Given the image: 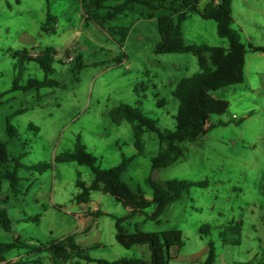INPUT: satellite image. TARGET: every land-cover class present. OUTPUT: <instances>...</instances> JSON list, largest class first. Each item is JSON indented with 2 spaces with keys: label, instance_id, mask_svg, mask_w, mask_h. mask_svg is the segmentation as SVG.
<instances>
[{
  "label": "rangeland",
  "instance_id": "374dc122",
  "mask_svg": "<svg viewBox=\"0 0 264 264\" xmlns=\"http://www.w3.org/2000/svg\"><path fill=\"white\" fill-rule=\"evenodd\" d=\"M19 1L0 2V91H8L16 76L14 66L19 57L14 58L12 53L27 50L32 56L48 46L57 51L52 62L54 73L49 78L59 84L9 92L0 104V140L7 142L12 156L21 157L24 164L50 163L53 168L43 173L19 168L21 181L16 198L9 182L3 180L0 197L10 198L6 202L1 199L0 208L7 210L14 226L12 232H7L0 225V242L14 241L15 235H20L22 242L36 247L81 230L82 224L75 217L79 213L77 182H91L92 170L76 162L54 161L56 155L71 152L81 144L98 158L103 168L117 166L124 157L132 158L122 178L133 189H140L148 200L153 198L149 179L161 183L171 179L208 181L207 187L192 186L170 204L160 222L147 217L155 210V204L125 222L129 233L137 228L147 232L180 229L184 245L178 251L171 248L169 264H199L207 256L210 241L215 245L214 264L264 261V53L248 48L247 80L213 92L230 102L227 111L212 115L215 126L198 140L178 143L183 151L178 161L154 169L152 158L166 147L161 146L157 133L145 132L141 153L136 147L132 123L116 125L109 112L120 104L137 106L156 119L163 130H175L179 101L173 91L182 78L201 71L196 56L156 54L154 48L161 39L156 18L142 20L134 26L131 36L118 44V37L111 38L107 26L102 29L85 20L82 0ZM208 1L201 0L200 8ZM137 7L147 11L142 5ZM89 11L94 8L89 7ZM232 13V26L239 30L242 42L247 46L264 45V0H234ZM48 14L56 22L52 20L50 31L44 32L42 26ZM129 15L118 16L109 27L117 26L116 22L130 23L135 14ZM181 26L187 43L229 46L228 40L218 35L215 20L189 13ZM80 53L86 66L72 70L73 63L64 58L70 54L75 58ZM23 66L22 84L31 78L45 79L37 62L26 60ZM163 98L166 104L159 106ZM8 118L16 127L17 136L8 134ZM47 184L52 192L51 201H35L38 194H44L41 190ZM92 193V209L100 204L102 210L116 216L128 214L127 208L111 194ZM25 214L39 219L26 218ZM114 221L112 216H103L98 227L106 240L111 234L114 244L88 249L89 254L107 260L144 258L137 246L128 249L115 240ZM233 221H242L241 243L225 244L220 234ZM206 224L211 226V232L205 235L200 229ZM94 227L89 241L98 234L97 226ZM31 251L28 247L16 248L5 257L13 264H77L79 260L64 263L49 258V252Z\"/></svg>",
  "mask_w": 264,
  "mask_h": 264
},
{
  "label": "trees",
  "instance_id": "16d2710c",
  "mask_svg": "<svg viewBox=\"0 0 264 264\" xmlns=\"http://www.w3.org/2000/svg\"><path fill=\"white\" fill-rule=\"evenodd\" d=\"M201 0H122L113 6L97 1L96 10L103 11V17L113 20L116 16L134 10L138 5L146 7L144 15L152 19L157 17L158 27L161 35L160 41L156 44L154 52L156 54L170 53H192L196 56L200 66V72L182 78L176 85L173 94L179 101L175 130H163L156 119L151 118L139 107L129 104H120L112 108L109 112L111 120L116 125H121L124 121L132 123L134 135L136 137V147L143 152V136L145 132H156L162 149L152 158L154 169L165 168L183 156L179 142L198 140L205 132L212 128L214 123L212 115L224 114L229 108L230 102L219 98L213 94L214 91L225 88L232 84L245 82V65L248 48L255 52L264 53V45H245L241 40L239 30L232 24L234 17L232 4L234 0H210L205 7L200 8ZM189 13H197L204 19H212L217 22V32L222 38L229 42V46H215L209 44L187 43L182 31V22ZM56 19L48 14L47 21L43 24L44 32L50 31L51 21ZM14 58H18L14 68L15 79L9 91H0V104L3 97L9 92L18 90L28 91L41 89L44 87L57 86L59 83L50 79L49 75L54 73L52 62L57 51L52 46L40 51L37 56H30L27 50L15 51ZM126 54L124 53V57ZM26 60L35 61L44 71V80L29 79L26 84L21 83L24 72L23 62ZM63 62V60H62ZM122 62V56L118 58V64ZM64 63V62H63ZM72 70L82 69L86 66L83 55L78 54L72 61ZM166 104V100L160 99L159 106ZM20 112V111H19ZM36 131L37 126L32 125ZM7 132L11 137L17 136L16 127L7 119ZM132 158L124 157L123 161L115 167L103 168L98 164V158L87 152L85 146L81 144L71 151L56 155L55 162H76L79 165L88 166L93 173V180L90 185L78 180L79 188L75 198L79 202H89L91 192L101 190L111 194L124 207L131 208L129 215L115 218L116 239L125 248L136 245H147L151 257L145 261L138 257H122L114 261L93 258L87 249L82 248L76 240V234H70L62 239L52 241L47 244L41 243L33 247L26 242H22L19 237H15L13 242H0V264L5 260V254L15 248L28 247L31 252H49L54 259L67 262L73 258H80L86 261H96L98 264H169L172 259L170 249L174 246L180 248L184 245L183 232L180 229H171L160 232H147L136 229L129 233L126 230L125 222L131 220L136 213H143L146 208L155 204V210L147 217L160 222V217L166 208L179 200L184 193H188L192 186L207 187L208 181H190L171 179L164 183L149 179L153 189V198L148 200L143 192L133 189L122 178V174L127 170ZM13 164V165H12ZM13 166V169L11 167ZM19 168L34 170L39 173L46 172L53 168L50 163L24 164L21 157H14L8 150L7 142L0 140V186L3 180H7L13 196L19 193L21 178L18 175ZM10 198V196H9ZM38 220L39 217H32ZM0 225L5 231L13 230V220L9 217L5 208H0ZM202 234H209L211 226L206 224L200 229ZM221 239L225 244H240L242 238V221H233L222 231ZM216 261L215 245L212 241L208 244V253L204 261L199 264H214ZM4 264H13L6 262ZM260 264H264L261 261Z\"/></svg>",
  "mask_w": 264,
  "mask_h": 264
},
{
  "label": "crops",
  "instance_id": "0c3cea01",
  "mask_svg": "<svg viewBox=\"0 0 264 264\" xmlns=\"http://www.w3.org/2000/svg\"><path fill=\"white\" fill-rule=\"evenodd\" d=\"M1 1H9V0H0ZM18 2H20L19 0H17ZM97 1H101L103 3H105L106 5H110V6H113L115 4H118L120 3L122 0H82V7H83V13H82V16H85V20L86 21H92L94 22L95 24H97L100 28L104 29L105 26H107L106 30L109 31V36L111 38H116L118 37V39L116 40V42L118 44L120 43H123L125 40H127V38H129L132 34V31L134 29V26H136L137 24H139L142 20L146 19L147 17L144 15V13L146 11L144 10H140L139 7H136L134 10L132 11H129V12H126V13H122V14H119L118 16L120 15H123L125 14L126 17H129L131 15L129 14H135V17H133V20L130 22V23H124V22H116V25L117 26H113V27H109L110 22H115L116 19H118L119 17L116 16L113 20H107L103 17V12L102 10H96V3ZM210 1V0H209ZM208 1V2H209ZM207 2V3H208ZM89 7H93L94 8V11L91 12L89 11ZM205 7V6H204ZM157 19V17H154L152 19ZM149 19V18H147ZM119 24H121V26H118ZM112 29V30H111ZM246 67V65H245ZM246 76V75H245ZM247 80V78L245 79V81ZM9 91V90H8ZM2 92V91H1ZM5 92V91H4ZM7 92V91H6ZM7 95V94H6ZM5 95V96H6ZM5 96L3 97L2 101L4 102V98ZM220 98V97H219ZM92 182V181H91ZM91 182L89 183H86L87 185H90ZM42 192H44V194H38V196L35 198V201L39 202V201H51V190L49 189V186L48 184L45 185L44 189L41 190ZM94 191H100L102 193H104L103 191L101 190H94ZM93 192V191H92ZM91 192V197H90V201L89 202H79L78 203V209H79V213H76L75 214V217H77L79 220H80V223L82 224V228L81 230L78 232V233H74L76 234L77 236H79V240L77 241L79 243V245L84 248V249H91V248H104L106 247L107 244H111L113 245L114 244V239L113 237L111 236V234H109L108 236V240H106L103 236V231L100 229H98L99 227V222L100 220L102 219L103 216H116L114 215L112 212H110L109 210H102L100 204H95V208L92 209L90 204H93L94 203V197L95 195H93V193ZM9 196L10 195H7L6 198L3 200L2 197H0V200L2 199L4 202L8 201L9 199ZM16 198V195L14 196ZM101 200V197L100 199ZM73 207H75L76 205H72ZM4 208V207H3ZM128 210V214L129 215L131 212H132V209L131 208H127ZM7 211V210H6ZM8 213V212H7ZM9 215V214H8ZM26 215V218H32V216L30 215ZM112 216V218L115 220V218ZM126 216V215H125ZM10 217V216H9ZM117 217H122V216H117ZM11 218V217H10ZM13 220V218H11ZM95 226H97V229L99 231H95V232H98V234L96 236H94L92 238V241H89V235L91 232H93L95 230ZM13 226H14V220H13ZM12 226V227H13ZM114 226L116 228V224H115V221H114ZM13 231V230H12ZM10 231V232H12ZM8 232V231H7ZM113 235V233H112ZM114 235H115V240L117 241L116 239V230L114 232ZM15 237H19L21 240V236L20 235H15ZM15 237H14V240H15ZM77 240V239H76ZM10 242H13V241H10ZM24 242V241H23ZM118 242V241H117ZM137 248H139V250H141V253L143 254V257L142 259H144L145 261H149L150 260V257H151V252L148 248L147 245H136ZM134 247V246H133ZM21 248V247H20ZM22 248H25V247H22ZM132 248V247H131ZM172 248H177L176 251H178V247L174 246ZM16 249V248H15ZM129 249V248H128ZM136 250V249H135ZM171 250V249H170ZM170 252V251H169ZM7 254V253H6ZM5 254V255H6ZM50 254V253H49ZM133 255V254H132ZM93 257V256H92ZM49 258H53L52 255L50 254V257ZM95 258V257H93ZM138 258H141V257H138ZM74 259H79L77 260V264H82V261H86L84 259H80V258H73L71 260H74ZM95 259H104V258H95ZM15 260V259H14ZM53 260V259H52ZM69 260V261H71ZM107 260V259H105ZM117 260V259H116ZM51 261V260H50ZM62 261V260H61ZM109 261H114V260H109ZM8 262V260L6 259L5 257V260L2 262V263H6ZM9 262H12V260H10ZM68 262V261H67ZM67 262H64V263H67ZM75 262V263H76ZM87 262V261H86ZM89 262V261H88ZM91 262H96V261H91ZM97 263V262H96ZM98 264V263H97Z\"/></svg>",
  "mask_w": 264,
  "mask_h": 264
},
{
  "label": "built area",
  "instance_id": "2783aa9c",
  "mask_svg": "<svg viewBox=\"0 0 264 264\" xmlns=\"http://www.w3.org/2000/svg\"><path fill=\"white\" fill-rule=\"evenodd\" d=\"M39 53V52H38ZM38 53H35V52H33L31 55L32 56H37L38 55ZM64 60H66V61H68V62H72L73 60H74V56L73 55H67V57L66 58H64ZM3 264V263H2Z\"/></svg>",
  "mask_w": 264,
  "mask_h": 264
}]
</instances>
